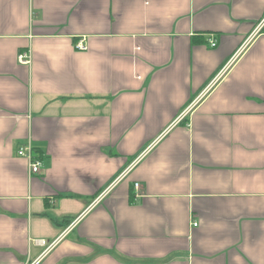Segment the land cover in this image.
<instances>
[{
  "label": "crops",
  "instance_id": "0c3cea01",
  "mask_svg": "<svg viewBox=\"0 0 264 264\" xmlns=\"http://www.w3.org/2000/svg\"><path fill=\"white\" fill-rule=\"evenodd\" d=\"M0 264H264V0H0Z\"/></svg>",
  "mask_w": 264,
  "mask_h": 264
},
{
  "label": "built area",
  "instance_id": "2783aa9c",
  "mask_svg": "<svg viewBox=\"0 0 264 264\" xmlns=\"http://www.w3.org/2000/svg\"><path fill=\"white\" fill-rule=\"evenodd\" d=\"M215 42H216V40L214 38H212V39L209 40L208 44L213 46V45H215ZM74 47L77 48V49H85L86 45H85V43L83 42L82 39H79V40H77L74 43ZM17 59L21 63H28L29 60H30L29 50L26 49V50H22V51L18 52ZM16 153L18 155L23 156V157H25L27 159L30 173H35V172H37L39 170L40 160L33 155L32 146H31V144L28 141L25 142L24 144L19 145L17 150H16ZM134 186L137 187L138 183L135 182ZM193 224H196V222H194ZM39 243L44 245V244H46V240L40 239Z\"/></svg>",
  "mask_w": 264,
  "mask_h": 264
}]
</instances>
